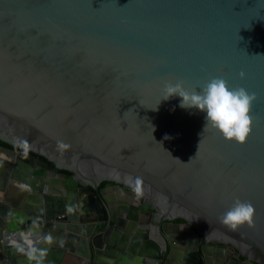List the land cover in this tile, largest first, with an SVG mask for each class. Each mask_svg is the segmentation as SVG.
<instances>
[{"label":"water","instance_id":"1","mask_svg":"<svg viewBox=\"0 0 264 264\" xmlns=\"http://www.w3.org/2000/svg\"><path fill=\"white\" fill-rule=\"evenodd\" d=\"M214 76L257 93L243 144L205 130V113L181 107V97L161 98L167 81L191 88ZM18 139L29 141L27 156L0 145L13 157L11 177L30 193L51 178L44 199H33L40 215L0 203V264H29L7 240L26 218L56 237L52 264H101L91 239L98 222H115L103 182L131 189L159 219L197 226V240L246 259L237 264H264V0H0V141L23 149ZM49 163L82 188L67 190ZM137 176L142 195L128 182ZM236 198L254 205V223L232 229L221 217ZM135 247V264H161L158 245Z\"/></svg>","mask_w":264,"mask_h":264},{"label":"flooded vegetation","instance_id":"2","mask_svg":"<svg viewBox=\"0 0 264 264\" xmlns=\"http://www.w3.org/2000/svg\"><path fill=\"white\" fill-rule=\"evenodd\" d=\"M0 145L6 147L2 144ZM14 151L21 153L23 149ZM11 160L0 158V203L2 202L7 207L10 206L13 210L17 208L19 213L25 214L27 211V215L25 216L30 215L29 211L36 215L42 214L40 207L37 205V201L34 202L33 198H31L33 192L30 193L29 187L23 181L11 177L13 167L11 169L7 167V163H10ZM56 172L63 173L60 171ZM65 175L67 190L73 193L74 191L72 190L82 188L81 185L76 186V183L73 181V176L69 178L67 174ZM42 185H44L43 182ZM60 189L62 188L59 186L58 190L60 191ZM127 190L122 191L116 189L114 183L99 186L98 194L101 195L102 192L103 196H107L109 200V218L112 219L113 216L115 217V222H111L110 224L108 220L98 222L91 239L92 248L101 252V264H135L133 261L141 257L140 247H135L139 242L141 244L153 242L158 245L163 250L161 264H167L168 262L169 264H177L178 262H180L179 264H185V259H189V256L190 260L192 259L194 263L198 264V259H196L197 254L201 255L203 264H237V260L239 259L246 261L244 257L234 253L228 247L222 248L221 245L212 242L205 243L202 236L197 240L196 235L199 234V229L195 225L191 226L185 221L179 222L178 220L180 219L164 221L163 219L157 218L156 212L151 205L147 204L145 200H140L137 196H133L131 189ZM24 195H26L25 197L31 196V202L28 203L26 198L20 201L19 197ZM57 195L58 198L49 202V205L54 211L62 205L60 194L57 193ZM36 196V199H39V197L44 199L42 193L36 192ZM7 199H9V202L6 201ZM42 199L41 202L44 205L45 201ZM82 201L85 200H81V204ZM10 202H15L14 208L9 204ZM13 210H10L9 213ZM22 218L24 222V215H22ZM32 222L33 220L26 218L25 226L23 227L21 224L20 227L27 229ZM111 227L114 229L110 230ZM105 234H108V237ZM63 242L65 243V241ZM148 246L150 247V245ZM92 260L90 264H94L96 261L95 258ZM144 260H146V257ZM64 263L66 264L65 261Z\"/></svg>","mask_w":264,"mask_h":264},{"label":"clouds","instance_id":"3","mask_svg":"<svg viewBox=\"0 0 264 264\" xmlns=\"http://www.w3.org/2000/svg\"><path fill=\"white\" fill-rule=\"evenodd\" d=\"M245 75L246 73L242 71L241 76ZM162 92L161 98L163 99L179 96L181 97L179 101L181 107L203 111L205 113V130L211 125L226 139L241 144L247 141L252 132L254 123L252 107L257 99V93L250 92L244 86L233 87L222 76H214L203 84L191 88L186 87L183 81H167ZM17 142L23 148V154L27 156L31 148L29 141L18 139ZM58 147L66 149L70 145L59 141ZM128 182L136 194H143V177L137 176ZM67 210L71 212L73 207L69 205ZM254 214L255 207L251 202L236 198L234 204L222 215L221 222L232 229H237L245 223L253 224ZM9 215L15 214L10 212ZM19 221L23 223V218L20 217ZM7 240L18 253L27 257L29 264H52L47 257L51 245L56 242V237L52 232L41 230L38 218L33 220L27 229L9 232Z\"/></svg>","mask_w":264,"mask_h":264},{"label":"bare ground","instance_id":"4","mask_svg":"<svg viewBox=\"0 0 264 264\" xmlns=\"http://www.w3.org/2000/svg\"><path fill=\"white\" fill-rule=\"evenodd\" d=\"M0 158H2V159H4V158H6V159H12L13 157L12 156H10V155H8V154H5L4 152H0ZM42 176V175H41ZM44 179H42V180H40L39 182H36V183H34V187H33V190H35V192H33V194H32V197L31 198H33V199H36L37 198V196H36V192H39V190L40 189H43L44 188V185H42V182H43V184H45V177L46 178H51L49 175H45V176H42ZM53 179H55V177H53ZM36 186H38V188H36ZM41 186H43L42 188H41ZM59 184H57L56 185V187L53 189V187L49 184V186H48V188H49V190H55V189H58L59 188ZM48 188L47 189H45V190H48ZM40 193V192H39ZM51 193V192H50ZM49 193V194H50ZM50 196L51 197H54V198H58V195H57V193H55V192H52V194H50ZM39 197V196H38ZM40 198V197H39ZM86 206H87V204H86ZM114 254H116V253H114Z\"/></svg>","mask_w":264,"mask_h":264},{"label":"trees","instance_id":"5","mask_svg":"<svg viewBox=\"0 0 264 264\" xmlns=\"http://www.w3.org/2000/svg\"><path fill=\"white\" fill-rule=\"evenodd\" d=\"M0 144L6 146V147H8V148H11V149H13V150H17V151L22 150V149H20V148L17 147V146L9 145V144H6V143L1 142V141H0ZM41 159H43L44 161H46V159L43 158V157H41ZM49 165H50V167H51L53 170H55V171H60V170L56 169L52 163H49ZM60 172H63V173H65V174H67V176H68L69 178H72V176H73L72 173H70V172H68V171H65V170H61ZM108 184H109V182H103V183L101 184V186H106V185H108ZM76 186H79V184L76 183ZM178 221H179V222H184V221L181 220V219L178 220Z\"/></svg>","mask_w":264,"mask_h":264}]
</instances>
